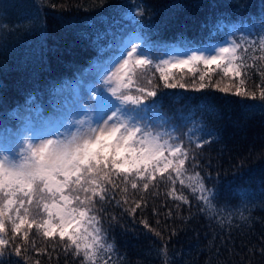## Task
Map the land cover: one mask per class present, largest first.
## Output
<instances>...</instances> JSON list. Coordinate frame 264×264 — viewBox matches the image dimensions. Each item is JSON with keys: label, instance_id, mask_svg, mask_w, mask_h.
<instances>
[{"label": "trees", "instance_id": "16d2710c", "mask_svg": "<svg viewBox=\"0 0 264 264\" xmlns=\"http://www.w3.org/2000/svg\"><path fill=\"white\" fill-rule=\"evenodd\" d=\"M160 1L0 0V146L15 147L29 132L69 127L64 121L71 112H85L74 124L95 120L89 105L102 91L100 80L129 44L145 45L155 63L173 52L209 51L259 25L264 8V0H168L165 7ZM235 29L240 31L233 37ZM171 71L191 81L205 69ZM259 82L253 75L248 90ZM153 99L146 101V111L156 130L211 141L201 150L196 171L212 182L207 186L216 197L212 210L202 212L201 202L185 188L190 205L173 207L172 218L166 213L178 202L166 198L164 186L152 190L159 195L145 193L147 207L135 219L106 207L100 216L107 243L114 246L113 264H264V101L212 89H162ZM37 246L51 258L34 251L28 264L82 260L62 248H46L39 239Z\"/></svg>", "mask_w": 264, "mask_h": 264}, {"label": "snow or ice", "instance_id": "6c2138e0", "mask_svg": "<svg viewBox=\"0 0 264 264\" xmlns=\"http://www.w3.org/2000/svg\"><path fill=\"white\" fill-rule=\"evenodd\" d=\"M259 19L260 24L239 39L207 53L191 50L183 58H161L159 63L145 45L133 42L130 51L125 48L126 57L110 66L104 90L89 105L95 120H79L74 130L56 129L53 138L41 137L39 142L24 139L15 147L0 146V264H19L20 259L28 264L34 251L51 258L38 248L37 239L53 251L62 248L66 256L82 257L80 264H113L114 246L107 243L100 213L114 206L135 219L137 211L147 207L145 193L159 195L152 190L161 186L166 198L178 202L169 207L166 218L173 217V207L190 205L185 188L201 202L200 211H211L216 194L207 185L212 182L206 183L196 171L201 150L211 141L156 130L148 122L146 101L162 89H212L264 101V8ZM199 65L205 71L191 81L177 79L171 71L187 67L192 72ZM253 75H259L260 82L250 91ZM140 223L154 231L146 220Z\"/></svg>", "mask_w": 264, "mask_h": 264}, {"label": "rangeland", "instance_id": "374dc122", "mask_svg": "<svg viewBox=\"0 0 264 264\" xmlns=\"http://www.w3.org/2000/svg\"><path fill=\"white\" fill-rule=\"evenodd\" d=\"M30 17H31V16H27V18H30ZM224 43H225V41H224L223 43H221V44L215 46L214 48H216V47H218V46H220V45H222V44H224ZM129 45H130V44H129ZM129 45L126 46L125 48H127V49L130 51L131 49H130ZM125 48H124V50L122 51L120 57H121L122 55H124V56L126 57ZM212 49H213V48H212ZM207 52H208V51H207ZM207 52H205V53H207ZM185 53H189V54H190V52H173L171 55H169L168 59H169L170 57H171V58H183L184 55H185ZM120 57H119V58H120ZM112 70L114 71L115 69L112 68ZM108 71H109V70H108ZM108 71H106V72L103 74V76H102V78H101V80H100V84L102 85V90H104V88H105V86H104V84H103V80H104V78H105V74L108 73ZM92 91H93V92H94V91H97V88H96V87H92ZM105 94H107V93L105 92ZM77 108H78V110H81V109H82L80 105H77ZM84 115H85V112H83V113L81 114L80 111H78L76 114H73L72 112L69 113V114H67L64 123L70 122V123H72V125L69 126V127H60V126H58V128H60V129H59L60 132H64L65 129H69V128H71L72 126H74L75 124H74V122H73V119H74L76 116H81V118H82ZM56 129H57V128H55V129H50V130H48V131H46L45 133H42V134H36V133H34V132H29V135H28V137H27L26 139H33V140H36V142H39V139H38V138H41V137H45V136H47V138H53V136L50 135V134L53 133ZM71 130H74V128L71 129Z\"/></svg>", "mask_w": 264, "mask_h": 264}, {"label": "bare ground", "instance_id": "6f19581e", "mask_svg": "<svg viewBox=\"0 0 264 264\" xmlns=\"http://www.w3.org/2000/svg\"><path fill=\"white\" fill-rule=\"evenodd\" d=\"M167 2H168V0H161L158 6H160V7L164 6L165 7L167 5ZM128 8L129 9L127 10V13H128L129 16L132 17L135 14V3H131ZM30 15H26V16H30Z\"/></svg>", "mask_w": 264, "mask_h": 264}]
</instances>
